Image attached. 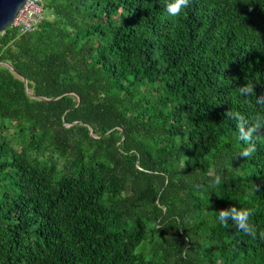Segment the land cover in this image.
I'll return each instance as SVG.
<instances>
[{"label": "trees", "instance_id": "trees-1", "mask_svg": "<svg viewBox=\"0 0 264 264\" xmlns=\"http://www.w3.org/2000/svg\"><path fill=\"white\" fill-rule=\"evenodd\" d=\"M41 2L0 33V264H264V0Z\"/></svg>", "mask_w": 264, "mask_h": 264}, {"label": "clouds", "instance_id": "clouds-1", "mask_svg": "<svg viewBox=\"0 0 264 264\" xmlns=\"http://www.w3.org/2000/svg\"><path fill=\"white\" fill-rule=\"evenodd\" d=\"M189 0H167L166 12L169 17L180 16L184 9L187 7ZM254 92L253 85L239 88V94L242 97L251 96ZM258 103H264V99H258ZM253 123H249L239 118L237 125V139L243 142L235 157H250L257 150V133L260 129L264 128V111L257 114ZM213 188L221 186L225 181L222 176L217 174L211 181ZM254 210L250 206L237 207L235 205L229 208H223L217 211L216 221L219 225L228 226L231 224L235 228L244 231L247 235L255 236L256 232L251 225V218ZM260 236L264 237V230L260 232Z\"/></svg>", "mask_w": 264, "mask_h": 264}, {"label": "built area", "instance_id": "built-area-1", "mask_svg": "<svg viewBox=\"0 0 264 264\" xmlns=\"http://www.w3.org/2000/svg\"><path fill=\"white\" fill-rule=\"evenodd\" d=\"M42 0H27L20 8L13 25L22 32L34 30L42 18Z\"/></svg>", "mask_w": 264, "mask_h": 264}, {"label": "water", "instance_id": "water-1", "mask_svg": "<svg viewBox=\"0 0 264 264\" xmlns=\"http://www.w3.org/2000/svg\"><path fill=\"white\" fill-rule=\"evenodd\" d=\"M27 0H0V33L13 25L14 20Z\"/></svg>", "mask_w": 264, "mask_h": 264}, {"label": "rangeland", "instance_id": "rangeland-1", "mask_svg": "<svg viewBox=\"0 0 264 264\" xmlns=\"http://www.w3.org/2000/svg\"><path fill=\"white\" fill-rule=\"evenodd\" d=\"M50 13H51L50 10H46V9H44L42 15H49Z\"/></svg>", "mask_w": 264, "mask_h": 264}]
</instances>
